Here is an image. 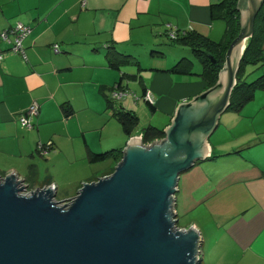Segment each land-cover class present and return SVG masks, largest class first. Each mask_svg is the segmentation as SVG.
<instances>
[{
  "label": "crops",
  "instance_id": "0c3cea01",
  "mask_svg": "<svg viewBox=\"0 0 264 264\" xmlns=\"http://www.w3.org/2000/svg\"><path fill=\"white\" fill-rule=\"evenodd\" d=\"M84 1L0 0V31L17 20L31 26L23 40L25 58L0 37V176L14 172L29 188L54 184L55 194L63 189L57 179L44 181L49 175L38 172L39 164H57L61 155L74 164L94 163L87 159L89 149L123 148L131 136L142 139V129L126 134L106 103L122 74L126 94L115 105L149 114L155 123L148 125L163 130L180 103L206 89L188 45L171 41L181 47L167 59L169 44L161 37L167 24L215 41L226 28L223 18L211 14V3L219 0ZM110 43L132 55L120 69L108 64L104 48ZM182 56L192 58L190 73L165 70ZM248 67L247 79L264 73V61ZM146 90L153 109L143 97ZM33 101L39 107L29 128L18 116ZM207 141V157L179 175L176 223L197 228L206 264H264V90L240 110L221 113ZM38 142L51 147L41 153Z\"/></svg>",
  "mask_w": 264,
  "mask_h": 264
},
{
  "label": "water",
  "instance_id": "95a60500",
  "mask_svg": "<svg viewBox=\"0 0 264 264\" xmlns=\"http://www.w3.org/2000/svg\"><path fill=\"white\" fill-rule=\"evenodd\" d=\"M262 2L237 0L240 30L217 81L178 105L164 136H131L113 171L84 182L69 201L59 204L49 186L23 193V179L1 175L0 264H199L197 228L176 224L177 183L207 157Z\"/></svg>",
  "mask_w": 264,
  "mask_h": 264
},
{
  "label": "trees",
  "instance_id": "16d2710c",
  "mask_svg": "<svg viewBox=\"0 0 264 264\" xmlns=\"http://www.w3.org/2000/svg\"><path fill=\"white\" fill-rule=\"evenodd\" d=\"M237 0H219L211 3L212 18H223L226 22V28L222 38L219 41L202 35L196 30L180 29L176 27V36L172 39L173 42H179L188 45L191 48L193 56L200 62L201 71L199 75L206 81V88L213 85L218 78L219 69L225 61V52L240 30V9L236 7ZM23 22V21H22ZM25 23V22H24ZM30 25V24H29ZM28 33L26 36H28ZM25 36V37H26ZM24 40V39H23ZM264 0L258 10L255 20L253 33L244 49L238 63L236 72V82L231 91L229 104L226 109L240 110L248 101H250L257 90H264V73L258 74L251 79L246 77V66L257 64L264 61ZM23 44V42H22ZM24 49V47H23ZM105 55L108 58V64L111 67L120 69V64L129 60L132 57L130 53L119 51L115 45L109 44L106 46ZM22 58L21 53L16 52ZM138 61L137 59L134 62ZM138 63V62H136ZM192 58L182 56L179 60L166 68L165 70L175 73H190ZM123 74L113 87H120L122 84ZM112 87V88H113ZM148 106L153 109V105L149 100H146ZM108 107L112 109V114L120 121L123 130L126 134L132 135L133 129L138 124V116L132 109H126L115 105L114 100L107 96L106 101ZM36 115V114H35ZM34 116V115H33ZM19 120V119H18ZM141 138L145 143L152 142L156 138L164 136L165 132L162 128L154 125H146L142 127ZM122 146L112 147L102 151L88 150L87 159L89 162H97L112 156L114 164L122 156ZM114 166L111 167L108 173L112 172ZM177 224V223H176ZM177 226H179L177 224ZM181 227V226H179Z\"/></svg>",
  "mask_w": 264,
  "mask_h": 264
},
{
  "label": "rangeland",
  "instance_id": "374dc122",
  "mask_svg": "<svg viewBox=\"0 0 264 264\" xmlns=\"http://www.w3.org/2000/svg\"><path fill=\"white\" fill-rule=\"evenodd\" d=\"M162 39L169 44L168 50L166 51V57L169 60L171 56H173L177 53L178 48L181 46L175 45L174 43H171L172 39L170 36H161ZM221 39V38H220ZM167 48V47H166ZM193 56V54H189ZM194 57V56H193ZM164 60V57H161ZM142 61H147V57L141 58ZM195 59V58H194ZM195 67H201V64L198 60L195 59ZM169 63V62H168ZM133 66L131 64H124L123 69L126 67ZM249 65L246 66V77L252 76V72L249 73L250 67ZM254 75V74H253ZM135 82L130 80L129 81V87L131 90L137 91V96L141 95V88L135 89L134 86ZM133 87V88H132ZM111 93V89L109 90ZM135 103V101H134ZM144 107L146 108L145 103L143 102ZM139 113V112H138ZM139 116V114H138ZM148 116H144V114L141 112L139 116V121L134 128L133 133L138 132V130L142 129V127L148 125V121L151 123H155L152 120H148ZM159 116H163L160 114ZM157 117V115H154V119ZM156 125V124H155ZM158 126V125H157ZM43 156V155H42ZM58 163L57 164H39L38 165V172L44 171V173H48L49 176L44 177V181H51V179H57V183L59 184L60 188L63 189V192H59L58 194L54 195V198L56 200H69L71 199L79 190L81 185L84 182H89L92 180H96L97 178L104 176L108 174V171H110L112 166H115L114 161L110 159V157H107L104 160H100L94 163H82V164H74L72 162H69L67 158L64 157V155H61L57 158ZM43 178V176H41ZM174 209V208H173ZM180 224V223H179ZM202 257V250L199 247V258ZM199 264H206V261H200Z\"/></svg>",
  "mask_w": 264,
  "mask_h": 264
},
{
  "label": "built area",
  "instance_id": "2783aa9c",
  "mask_svg": "<svg viewBox=\"0 0 264 264\" xmlns=\"http://www.w3.org/2000/svg\"><path fill=\"white\" fill-rule=\"evenodd\" d=\"M82 3L84 4L85 1L82 0ZM175 29V30H174ZM172 28L171 25H166V34L170 36L171 39H174L176 36V29ZM31 26L27 23L22 22L21 20H17L12 26L2 29L0 31V37L2 40L8 42L9 45V51L10 52H18L21 53L23 57H25L24 49H23V39L25 36L30 33ZM53 50H58V44H53ZM2 55L0 54V58ZM126 94L125 89H121L120 87H113L112 91L110 93V98L115 100L119 99L122 96ZM145 100H150L148 91L146 90L143 95ZM38 103L36 101H33L26 109L22 110L18 116L19 122L23 126L31 127V120L30 116H33L38 113ZM51 147L50 142H38L37 144V150L41 153L47 152ZM49 187L54 189V184L49 185ZM33 188H29L26 185V188L22 191L23 193H29ZM183 228V227H182Z\"/></svg>",
  "mask_w": 264,
  "mask_h": 264
},
{
  "label": "clouds",
  "instance_id": "9594fccd",
  "mask_svg": "<svg viewBox=\"0 0 264 264\" xmlns=\"http://www.w3.org/2000/svg\"><path fill=\"white\" fill-rule=\"evenodd\" d=\"M142 140V139H141ZM5 175V174H4ZM3 176V175H2ZM26 184V183H25ZM55 191V188L53 189ZM56 200V199H55ZM70 200V199H69ZM69 200H57L59 204H62L65 201H69Z\"/></svg>",
  "mask_w": 264,
  "mask_h": 264
},
{
  "label": "bare ground",
  "instance_id": "6f19581e",
  "mask_svg": "<svg viewBox=\"0 0 264 264\" xmlns=\"http://www.w3.org/2000/svg\"><path fill=\"white\" fill-rule=\"evenodd\" d=\"M237 58H238V55L236 54V56H235V61H236Z\"/></svg>",
  "mask_w": 264,
  "mask_h": 264
}]
</instances>
